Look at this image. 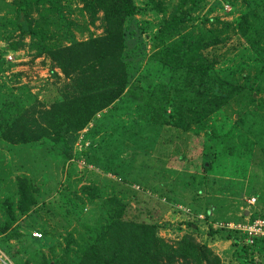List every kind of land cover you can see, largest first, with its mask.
<instances>
[{
    "label": "rangeland",
    "instance_id": "obj_1",
    "mask_svg": "<svg viewBox=\"0 0 264 264\" xmlns=\"http://www.w3.org/2000/svg\"><path fill=\"white\" fill-rule=\"evenodd\" d=\"M21 1L0 0L1 126L18 117L38 118L75 90L71 77L38 55L36 41L22 39L7 24ZM155 2L168 15L180 0ZM250 2L253 9L259 5ZM60 3L67 19L65 26L48 28L54 41L66 45L102 34L101 22L91 24L78 0ZM134 4L139 13L124 23L128 77L123 96L97 113L72 144L44 137L13 145L2 139L0 128V264H70L75 256H66L67 241L89 246L90 229L107 219L105 202L111 198L123 206L125 220L152 227L168 247L190 242L208 249L210 260L202 264H264V244L246 251L222 231L264 218V13L259 7L249 12L246 0H205L164 46L150 40L162 29V15L147 0ZM212 31L218 44L197 46L196 37ZM20 39V50H7ZM211 57H218L216 74L235 94L203 128L183 131L161 124L173 111L164 97L185 87L182 64ZM63 148L71 150L70 157ZM23 181L33 196L21 213ZM249 199L255 202L248 204ZM172 264L195 263L175 256Z\"/></svg>",
    "mask_w": 264,
    "mask_h": 264
},
{
    "label": "trees",
    "instance_id": "obj_2",
    "mask_svg": "<svg viewBox=\"0 0 264 264\" xmlns=\"http://www.w3.org/2000/svg\"><path fill=\"white\" fill-rule=\"evenodd\" d=\"M78 1L82 6L80 12L89 17L91 24L96 20L101 22L102 34L82 42L72 40L66 45L54 41L55 35L48 32L51 24L65 26L67 16L63 12L66 8L61 5L60 0H23L13 11L12 19L7 24L17 30L22 39L29 37L31 41H36L38 55L49 57L66 78L71 77L75 90L66 96L63 103H56L51 109L39 112L38 118L32 117L27 120L18 117L13 122H3L0 128L1 137L5 142L21 145L48 137L62 146L72 144L76 133L86 127L97 113L123 96L128 77L123 59L124 23L136 16L139 8L135 6L134 0ZM204 1L180 0L167 15L166 9L160 3L147 0L150 9L163 17L162 29H158L150 40L155 42V45L161 43L166 46L169 37L178 36L184 25L192 21V14ZM246 2L250 6L249 12L256 11L259 7L264 13V0L260 3L255 0L253 4H259L256 9L252 8L250 0ZM187 3L190 6L184 9ZM68 13L71 14L72 10ZM34 14H37L39 21L33 20ZM98 14H101L100 18ZM245 19L244 15L240 17L241 21ZM213 21L219 23L217 20ZM262 21L264 22V19ZM203 22L213 23L208 19ZM223 26L228 28V25ZM204 37H196V44L201 49L218 44L216 32L212 31ZM23 44L21 39L17 43H9L7 50L16 52L24 46ZM197 46L193 42L190 43V47ZM217 60L218 57L200 61L191 58L186 64H182L185 68L182 77L185 87L172 88V92L164 97L165 102L171 101L169 105L173 111L169 115H164L166 117L161 124L183 131L189 130L192 126L200 129L204 127L209 117L227 104L235 94V89L229 82L217 76L215 70ZM176 63L174 68L182 63L181 59ZM250 97L254 101V98ZM63 152L70 157L71 150L63 148ZM206 160L210 166L212 158L208 156ZM19 196L18 208L24 213L31 206L33 196L32 188L25 181L19 185ZM105 208L107 219L94 229H90L89 246L78 244L72 239L67 241L66 256L68 257L71 252L75 256L74 259H70V264H172L175 256L189 258L195 264L210 260L209 250L202 246L182 242L177 248L168 247L156 239L152 227L125 220L123 206L115 198L108 199ZM222 231L225 232L226 238L233 239L235 244H241L242 238L234 236L236 232L228 229ZM258 244H264V241H256L253 246L244 249L253 250ZM164 259L167 263L162 261ZM42 264L50 263L44 260Z\"/></svg>",
    "mask_w": 264,
    "mask_h": 264
},
{
    "label": "built area",
    "instance_id": "obj_3",
    "mask_svg": "<svg viewBox=\"0 0 264 264\" xmlns=\"http://www.w3.org/2000/svg\"><path fill=\"white\" fill-rule=\"evenodd\" d=\"M248 204H253L254 199H249ZM227 229L242 235L241 244L251 247L256 241H264V218H256L242 223L227 226ZM37 238L38 235L35 234Z\"/></svg>",
    "mask_w": 264,
    "mask_h": 264
}]
</instances>
